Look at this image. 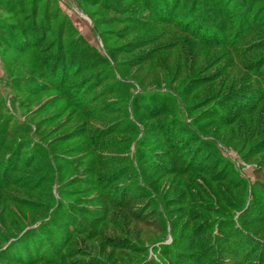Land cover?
<instances>
[{"label": "rangeland", "instance_id": "1", "mask_svg": "<svg viewBox=\"0 0 264 264\" xmlns=\"http://www.w3.org/2000/svg\"><path fill=\"white\" fill-rule=\"evenodd\" d=\"M0 264H264V0H0Z\"/></svg>", "mask_w": 264, "mask_h": 264}, {"label": "trees", "instance_id": "2", "mask_svg": "<svg viewBox=\"0 0 264 264\" xmlns=\"http://www.w3.org/2000/svg\"><path fill=\"white\" fill-rule=\"evenodd\" d=\"M18 36V35H17ZM234 254L235 255H238V253L240 254L241 251L243 252V250H245V247L244 245H241V244H236L235 247H234Z\"/></svg>", "mask_w": 264, "mask_h": 264}]
</instances>
